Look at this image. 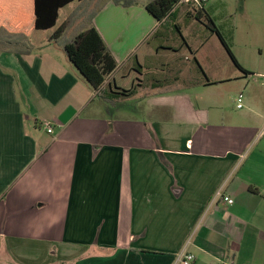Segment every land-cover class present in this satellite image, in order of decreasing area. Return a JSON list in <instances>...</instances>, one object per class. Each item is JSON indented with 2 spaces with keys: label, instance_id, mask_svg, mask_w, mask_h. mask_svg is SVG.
I'll use <instances>...</instances> for the list:
<instances>
[{
  "label": "crops",
  "instance_id": "crops-1",
  "mask_svg": "<svg viewBox=\"0 0 264 264\" xmlns=\"http://www.w3.org/2000/svg\"><path fill=\"white\" fill-rule=\"evenodd\" d=\"M146 1L105 0L95 14L118 63L104 97L51 41L55 29L32 33L29 53L0 41V264H179L183 251L195 254L193 264H264V91L231 121L217 101L172 97L181 86L168 85L172 76L205 89L234 83L241 92L260 80L240 68L247 79L239 71L212 77L198 61L200 72L183 56L198 51L182 27L179 40ZM210 1L227 3L204 4L224 35ZM74 11L62 23L60 12L58 26ZM36 33L43 36L32 40ZM122 90L134 94L106 99ZM133 95L146 97L135 110L155 114H116L131 109Z\"/></svg>",
  "mask_w": 264,
  "mask_h": 264
},
{
  "label": "rangeland",
  "instance_id": "rangeland-1",
  "mask_svg": "<svg viewBox=\"0 0 264 264\" xmlns=\"http://www.w3.org/2000/svg\"><path fill=\"white\" fill-rule=\"evenodd\" d=\"M104 1L105 0H86L84 2L75 1L73 4L65 7L61 11L60 22H63L64 18L74 9V7L75 11L79 13L84 12L87 16H89L96 9H98ZM225 1L227 4L222 5H220V3L210 1L209 6L212 5L215 8L219 7L220 13H218V17L222 19L221 25H223L222 28L224 35L227 37V40L231 45L234 56L243 68L254 73L250 80H260V83L254 82L250 87H244L241 89V92H239V85H235L234 83L223 82L219 87L210 85L208 89H205L202 87L192 86L190 84L184 86L186 79H182V81H175L171 78L172 76H170L172 81L168 83V85L172 87L181 86V88H173L169 96L175 97L180 94H189L193 97L194 101L207 100L210 105L215 104L217 101L220 106L224 107V111L229 115V119L231 121H236V119H239L243 114L249 111L247 97L254 105H256L260 99L258 90L264 91V0ZM191 6L193 5H181L178 9V24L182 27L183 35L193 46L194 51H198L195 52L194 56H191L190 50L185 48L183 51L185 59L190 58L195 67H197L195 62V58H197L201 66L206 69H211L210 72L213 75L212 77H220L222 74H225V77H229L231 73H238L239 71L241 73V77L247 79L248 77H246L239 70L225 47L219 49L214 47V43L218 42V39L217 37L212 36L211 25L207 21L201 23L188 17L186 12L189 10V7L191 8ZM87 23L88 22L83 19L73 25L67 32L66 37L75 36ZM231 31L233 35L232 39L229 38V33H231ZM2 34L3 32H0V36H2ZM42 34L43 33H36L34 37H32V40L42 37ZM176 37L179 40L183 39L179 33L176 34ZM207 40L209 41V45L203 47V43ZM208 59H216V64L212 66L207 65L206 60ZM259 74L262 75L263 78L259 79ZM239 93L244 95V108L242 110L237 108V101H235V99L240 95ZM142 98L143 99L134 98L133 95V97L129 98V102L131 103L129 107L131 109H114V112L116 114H122V112H124L129 116L148 119L150 115H154L155 113L145 111V107L135 110V107H138L140 101L146 99L144 96ZM210 112L212 113L213 118L217 117V109L211 107ZM159 243H163V241H156V244Z\"/></svg>",
  "mask_w": 264,
  "mask_h": 264
},
{
  "label": "trees",
  "instance_id": "trees-1",
  "mask_svg": "<svg viewBox=\"0 0 264 264\" xmlns=\"http://www.w3.org/2000/svg\"><path fill=\"white\" fill-rule=\"evenodd\" d=\"M75 1L86 0H0V41L8 47H15L20 53H29V37L35 31L55 29L51 41H58L65 49L72 63L87 79L91 86L104 97L106 93L104 84L106 79L117 69L118 63L111 50L106 45L101 34L95 27L93 19L101 5L92 14L87 16L84 12L74 11L66 21L58 26L60 12ZM117 5L129 7L142 3V0H113ZM182 0H150L144 2L146 10L158 21L173 26L182 36L181 27L177 22L175 10ZM190 17L199 21H207L211 25V31L216 34L225 45L234 63L245 75L251 73L243 68L234 56L231 45L226 37L217 28L214 19L208 14L203 5L192 4ZM88 23L74 37H66L67 31L79 20ZM19 38L20 40H13ZM22 40V41H21ZM26 47L22 50L19 45ZM200 72H203L198 60L195 59ZM134 94L133 91H121L108 95L107 100L117 101L123 96ZM111 96V97H110Z\"/></svg>",
  "mask_w": 264,
  "mask_h": 264
},
{
  "label": "built area",
  "instance_id": "built-area-1",
  "mask_svg": "<svg viewBox=\"0 0 264 264\" xmlns=\"http://www.w3.org/2000/svg\"><path fill=\"white\" fill-rule=\"evenodd\" d=\"M207 0H182L181 3H187V4H195V5H203L205 4ZM180 3V4H181ZM243 100H244V95L240 94L237 98V108L239 110L244 108V104H243ZM44 126L47 128L49 133L53 132L52 126L49 122L44 123ZM191 145H189L190 147ZM218 196L221 197L223 199V201L225 203H227L228 205H233L235 203L234 199L231 198L230 196H226L224 194H222L221 192L218 193ZM196 260V256L195 254L188 252V251H183L178 258V262L179 264H193Z\"/></svg>",
  "mask_w": 264,
  "mask_h": 264
}]
</instances>
